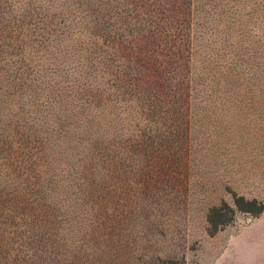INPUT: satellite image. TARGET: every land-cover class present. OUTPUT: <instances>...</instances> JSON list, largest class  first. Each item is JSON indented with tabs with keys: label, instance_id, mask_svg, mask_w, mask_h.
I'll return each mask as SVG.
<instances>
[{
	"label": "rangeland",
	"instance_id": "1",
	"mask_svg": "<svg viewBox=\"0 0 264 264\" xmlns=\"http://www.w3.org/2000/svg\"><path fill=\"white\" fill-rule=\"evenodd\" d=\"M128 1L0 0V125L12 124L9 134L16 119L32 123L34 115V129L54 127L63 98L74 95L67 85L79 86V112L103 88L128 34ZM243 24L264 30L262 20ZM233 81L226 94L197 103L188 143L147 134L143 149H99L92 161L73 163L62 156L59 186L44 194L29 179L34 145L19 150L11 141L4 152L0 142V264H264V212L235 204L244 197L264 205V93L250 92L247 77ZM253 82L263 88L264 75ZM42 197L47 224L32 215Z\"/></svg>",
	"mask_w": 264,
	"mask_h": 264
},
{
	"label": "trees",
	"instance_id": "2",
	"mask_svg": "<svg viewBox=\"0 0 264 264\" xmlns=\"http://www.w3.org/2000/svg\"><path fill=\"white\" fill-rule=\"evenodd\" d=\"M152 1L154 4L148 0L128 1L131 23L127 25V37L120 41L124 45L111 54V77L101 76L108 78L102 80L103 88L96 86L91 100L80 102V112L74 101L79 86L76 90L73 84L67 85V93L74 95L71 100L63 98L67 105L54 127L34 129L37 115L31 116L34 125L26 118L16 119L13 134H9L12 124L0 125L2 151L10 150L11 141L20 144L19 150L23 142L34 145L27 157L33 163L29 179L35 182L38 192L57 190V167L62 156L73 163L78 156L92 161L99 149L109 154L126 150L129 144L143 149L147 134L161 133L169 143H188L191 118L201 110L197 103L208 94H226L235 79L247 77L252 83L249 91L263 95L264 86L253 81L264 75V44L258 39H264V30L257 31L261 26L248 28L243 21H264V0ZM211 36L215 38L208 44ZM225 63L234 71V79L225 82L226 92L221 86ZM88 87L92 88L90 84ZM177 134L182 136L175 140ZM64 138L73 144L63 146ZM149 140L153 143L155 137ZM235 204L239 211L254 216L264 212V205L256 200L236 197ZM19 206L23 212L27 210ZM44 208L45 198L33 201L32 215L36 219L35 214H41V221L47 224L48 218L43 219L48 211ZM214 211L220 213L221 209ZM38 226L48 233L53 229Z\"/></svg>",
	"mask_w": 264,
	"mask_h": 264
}]
</instances>
